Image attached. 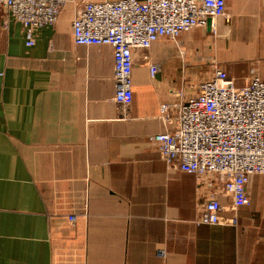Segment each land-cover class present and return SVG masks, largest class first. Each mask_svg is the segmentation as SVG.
I'll list each match as a JSON object with an SVG mask.
<instances>
[{
	"label": "crops",
	"instance_id": "1",
	"mask_svg": "<svg viewBox=\"0 0 264 264\" xmlns=\"http://www.w3.org/2000/svg\"><path fill=\"white\" fill-rule=\"evenodd\" d=\"M81 1L31 47L0 13V264H264V175H250L237 223L197 226L219 179L169 169L150 140L161 105L214 61L238 86L264 80V0H227L226 17L181 34L185 55L165 37L134 51L128 109L114 101L113 48L74 42Z\"/></svg>",
	"mask_w": 264,
	"mask_h": 264
},
{
	"label": "built area",
	"instance_id": "2",
	"mask_svg": "<svg viewBox=\"0 0 264 264\" xmlns=\"http://www.w3.org/2000/svg\"><path fill=\"white\" fill-rule=\"evenodd\" d=\"M66 2L6 0V5L31 47L35 31L56 23ZM226 14L227 0H82L72 34L76 45L113 48L114 101L128 109L134 96V51L147 50L165 37L185 55L181 34ZM149 65L152 76L161 69L158 63ZM187 66L184 61L186 70ZM214 66L211 78L199 80L190 92L186 88L173 92L172 101L161 105L159 117L165 128L150 136L169 169L219 179L216 194L206 195L200 205L193 220L197 226L237 223L238 210L251 202L250 175H264V80L252 73L244 86H238L224 67L216 61ZM160 254L165 255L163 250Z\"/></svg>",
	"mask_w": 264,
	"mask_h": 264
},
{
	"label": "water",
	"instance_id": "3",
	"mask_svg": "<svg viewBox=\"0 0 264 264\" xmlns=\"http://www.w3.org/2000/svg\"><path fill=\"white\" fill-rule=\"evenodd\" d=\"M0 13L2 14V22L5 24H9L10 19H15L10 13V8L6 5V0H0ZM218 17H212L208 19L207 26H211L213 24V20ZM16 20V19H15Z\"/></svg>",
	"mask_w": 264,
	"mask_h": 264
},
{
	"label": "rangeland",
	"instance_id": "4",
	"mask_svg": "<svg viewBox=\"0 0 264 264\" xmlns=\"http://www.w3.org/2000/svg\"><path fill=\"white\" fill-rule=\"evenodd\" d=\"M197 82H198V81H197ZM197 82H196V83H197ZM193 86H194V85H192V89H193ZM192 89H191V90H192Z\"/></svg>",
	"mask_w": 264,
	"mask_h": 264
}]
</instances>
